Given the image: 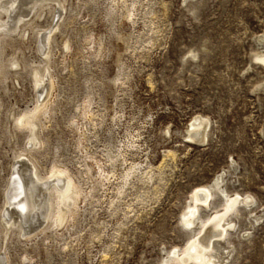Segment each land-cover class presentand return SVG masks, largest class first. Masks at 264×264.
I'll return each instance as SVG.
<instances>
[{
    "label": "rangeland",
    "instance_id": "1",
    "mask_svg": "<svg viewBox=\"0 0 264 264\" xmlns=\"http://www.w3.org/2000/svg\"><path fill=\"white\" fill-rule=\"evenodd\" d=\"M47 3L24 34L0 39V264H177L199 186L223 176L229 194L252 198L225 264H264V0ZM41 100L33 134L20 115ZM197 116L209 120L205 142L189 137ZM20 152L29 182L51 178L27 190L34 208L9 234ZM57 167L80 192L76 220L59 225L48 215ZM212 199L199 224L226 205Z\"/></svg>",
    "mask_w": 264,
    "mask_h": 264
},
{
    "label": "bare ground",
    "instance_id": "2",
    "mask_svg": "<svg viewBox=\"0 0 264 264\" xmlns=\"http://www.w3.org/2000/svg\"><path fill=\"white\" fill-rule=\"evenodd\" d=\"M49 1H52V0H0V39H4L8 35L10 34L12 35L13 33H17V32L19 34H24L23 33L24 31L21 33V30L27 24L30 23V21H28L29 15L32 14L34 10L36 11L38 7L47 5L48 4L47 2ZM26 9H29V11ZM51 32L52 31H50V33L47 36L49 42L51 38L53 37ZM49 44L51 45V43ZM257 58L264 63V55H259ZM40 72L41 73L38 75L37 81H38V85L41 86L44 83V80L41 79V77H43L45 73H43V70H41ZM43 91H45V88L44 90L40 89L39 93H42ZM45 108H47V100L43 102L41 100V102L38 103L37 106L35 105L33 109L31 108L28 111L26 110L24 115H20V117L22 116L20 118V126L27 130H30L31 133L33 132L35 133L34 130L36 128V120L41 115L46 113ZM189 127H190L188 130L190 134L189 137L191 138L192 141L197 140L198 142H205L208 139L209 120L206 117L204 116L195 117L194 121L191 123ZM35 139H37V137H35ZM18 157H19V160L16 161L15 170L13 171V176L10 179L9 188H7L8 189L7 190L8 191L7 192V207L4 209L3 213L6 216V215H11L12 211H16L18 212L20 219L19 218L16 219L14 215L9 217L7 220L4 219L6 226H8L6 227L7 233H9L10 230H12V228L17 227L21 229L23 227L22 218H23L24 213H27L28 217L31 215L29 211L32 208H34V204L36 203V201L35 199L29 200V196L26 195L27 190L30 187L31 188L36 187L38 183L36 180L40 182V181H44V180L51 178L49 177L46 179L47 176L44 177L40 175L41 173L39 174L36 171L31 174L32 178L30 179V182H29L28 178L23 174V171L19 167V166H22L20 159L27 157V153L20 152L18 154ZM35 168H37V166H35ZM66 172L62 169L60 170L59 167L54 168L52 170V173H53L52 175L54 178L51 183L52 187L51 188L49 187L50 190L53 192V197H51L50 199L51 209L49 208L50 214L48 215H50L49 218H51L57 225L67 221L68 219L76 220L75 216H77V213H78L77 212L78 211L77 210V207H78L77 197L80 192L78 188L76 189L77 186L75 184V181H73L69 176H66V179H68V182L66 183L61 184V181L59 180V177L64 175ZM128 176H129V173L126 175V177ZM57 177H58V180L56 181ZM223 177L217 178L216 182L212 186L210 185V187L205 186V185L204 187L199 186V189H207V191L206 192L198 191L196 194V197L194 198L195 201H194L193 208L196 210V214L192 216L188 222L193 224L195 233L192 239L191 240L189 239L190 241L187 247L185 249H182L184 251L179 252L178 250H176L173 258L177 260V264H225V262L228 261V259L231 257V246L229 245L227 241V237L233 233L232 230L235 227L227 228V225L228 224L236 225V222L234 221V215H236L237 213L239 214L243 207L250 208L252 206V198L250 196L244 197L242 196L243 195L242 193H241L242 195L239 193L229 194L222 185V182L224 181ZM42 191L38 190L37 196H40V194L43 193ZM215 194H219L223 196L224 198L227 197L228 199H232L235 196H239L241 199L239 202L233 203L234 212L230 214L229 216L227 217L219 216V213H222L224 211V208L216 209L210 215V217L208 218V221L212 219L211 217L219 216V219L215 222L216 225H219L218 227L213 224H209L208 222L199 224L200 223L199 219L201 218L200 211L202 209H205L206 207L211 206L212 200H213L212 198L215 196ZM214 202L215 201H213V203ZM31 205L33 207H31ZM213 210L214 209H212V211ZM253 211L256 212L258 210L255 209ZM257 217L262 218L263 215L259 214L257 215ZM47 221L49 220L47 219ZM220 221H223V223H220ZM198 224L200 225L199 227H197ZM225 242L228 245H225L224 244Z\"/></svg>",
    "mask_w": 264,
    "mask_h": 264
},
{
    "label": "snow or ice",
    "instance_id": "3",
    "mask_svg": "<svg viewBox=\"0 0 264 264\" xmlns=\"http://www.w3.org/2000/svg\"><path fill=\"white\" fill-rule=\"evenodd\" d=\"M197 191L206 192L207 189H198ZM225 199L227 202H226V205L224 207V211L222 213H219V216H223V217H227L234 212L233 203L239 202L241 198L239 196H235L232 199H228L227 197H225ZM195 214H196V210L194 208L190 207L187 209V214L183 217V222H184V225L186 228L193 229V227H194L193 224L189 223L188 221ZM205 214H207V213H205ZM219 216L212 217V219H210L208 221V223L213 224V225L218 227L219 225H216L215 222L219 219ZM220 223H223V221H220ZM234 227H235V225H232V224L227 225V228H234ZM175 252H176V250L173 249V254H175Z\"/></svg>",
    "mask_w": 264,
    "mask_h": 264
}]
</instances>
